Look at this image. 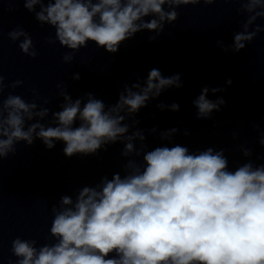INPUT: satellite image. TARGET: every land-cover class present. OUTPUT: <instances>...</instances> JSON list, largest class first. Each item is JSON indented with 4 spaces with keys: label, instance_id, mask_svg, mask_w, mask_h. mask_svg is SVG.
<instances>
[{
    "label": "clouds",
    "instance_id": "obj_1",
    "mask_svg": "<svg viewBox=\"0 0 264 264\" xmlns=\"http://www.w3.org/2000/svg\"><path fill=\"white\" fill-rule=\"evenodd\" d=\"M21 2L41 27L55 30V38L49 37L47 43L59 42L71 50L63 56V62L70 63L89 42L109 54H116L123 43L143 31L155 33L148 38L152 42L166 24L177 21V8L211 5L216 0ZM227 2L240 5L237 15L247 14L230 45L217 42L225 53L235 54L264 32V25L256 23L264 19V0ZM8 36L20 41L23 54L37 57L23 28L13 29ZM73 79L79 80V73ZM22 84L16 80L5 85L0 74V164L16 155L18 144L31 146L36 140L49 150L63 142L68 158L96 155L121 143L126 162L123 174L104 175L99 183L81 187L75 197L63 195L51 206L53 243L37 247L35 239H13L15 264H264V164L248 160L230 168L224 149L192 152L172 144L177 128L160 132L159 138L168 143L148 150L144 130L137 127L136 115L150 101L168 89L183 87L180 74L165 77L152 68L143 81L125 84L111 105L91 92L73 99L66 87L57 85L62 97L57 111L44 106L48 99L38 104L35 90L31 102L12 91L4 97L6 87L15 90ZM226 84L230 86L231 79ZM222 91L201 89L193 100L197 119H211L213 112L221 110L226 104L223 97H208L210 92ZM156 107L177 112L180 106L160 103ZM259 143L264 146V133ZM242 154L251 157L252 150L242 148Z\"/></svg>",
    "mask_w": 264,
    "mask_h": 264
}]
</instances>
